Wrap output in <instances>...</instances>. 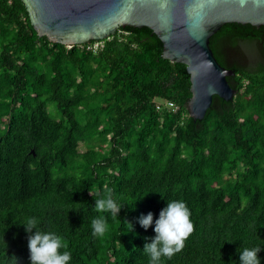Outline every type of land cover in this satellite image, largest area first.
Here are the masks:
<instances>
[{
    "label": "trees",
    "instance_id": "16d2710c",
    "mask_svg": "<svg viewBox=\"0 0 264 264\" xmlns=\"http://www.w3.org/2000/svg\"><path fill=\"white\" fill-rule=\"evenodd\" d=\"M209 44L236 91L194 118L186 64L150 27L67 45L38 35L23 0H0V264H30L29 215L62 235L68 264H148L153 227L137 217L177 198L193 230L163 264H238L257 244L264 264V24L226 22ZM109 188L119 215L94 208Z\"/></svg>",
    "mask_w": 264,
    "mask_h": 264
},
{
    "label": "water",
    "instance_id": "95a60500",
    "mask_svg": "<svg viewBox=\"0 0 264 264\" xmlns=\"http://www.w3.org/2000/svg\"><path fill=\"white\" fill-rule=\"evenodd\" d=\"M38 35L67 45L109 36L119 25L148 26L161 39L162 56L186 64L189 114L202 118L216 94L231 99L235 89L210 47L224 23L264 24V0H23Z\"/></svg>",
    "mask_w": 264,
    "mask_h": 264
},
{
    "label": "clouds",
    "instance_id": "9594fccd",
    "mask_svg": "<svg viewBox=\"0 0 264 264\" xmlns=\"http://www.w3.org/2000/svg\"><path fill=\"white\" fill-rule=\"evenodd\" d=\"M93 205L100 212H108L113 215H119L120 209L124 206L123 203L114 198L110 188L98 193ZM137 220L145 229L150 225L153 227L154 235L145 240L142 248L149 256L148 264H163L161 258L171 257L179 251L183 247L185 238L193 230L190 209L183 199L178 198L166 200L155 219L153 212L148 211L141 213ZM127 222L131 229V222ZM19 224L24 226L27 233L30 264H68L72 259L71 252L67 250L62 235L41 228L39 217L35 215L26 216ZM91 226L94 234L102 236L108 229L107 217L102 214L93 217ZM4 242L6 244L5 240ZM261 247L262 245L257 244L245 246L239 250L237 248L239 253L238 264H261V257L258 255ZM11 257L12 264H17L15 255Z\"/></svg>",
    "mask_w": 264,
    "mask_h": 264
},
{
    "label": "built area",
    "instance_id": "2783aa9c",
    "mask_svg": "<svg viewBox=\"0 0 264 264\" xmlns=\"http://www.w3.org/2000/svg\"><path fill=\"white\" fill-rule=\"evenodd\" d=\"M98 44H99V42H98V41H95L94 43H92L91 46L93 47V49H96L97 46H98ZM165 104H166L167 106H169V107H172V108H175V107H176V106L174 105V103H173L171 100L166 101ZM158 106H159V105H158Z\"/></svg>",
    "mask_w": 264,
    "mask_h": 264
}]
</instances>
